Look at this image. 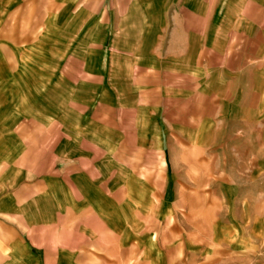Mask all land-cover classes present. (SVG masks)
I'll use <instances>...</instances> for the list:
<instances>
[{
    "label": "crops",
    "instance_id": "0c3cea01",
    "mask_svg": "<svg viewBox=\"0 0 264 264\" xmlns=\"http://www.w3.org/2000/svg\"><path fill=\"white\" fill-rule=\"evenodd\" d=\"M264 257V0H0V264Z\"/></svg>",
    "mask_w": 264,
    "mask_h": 264
},
{
    "label": "rangeland",
    "instance_id": "374dc122",
    "mask_svg": "<svg viewBox=\"0 0 264 264\" xmlns=\"http://www.w3.org/2000/svg\"><path fill=\"white\" fill-rule=\"evenodd\" d=\"M241 264H264V257L256 259L255 261L245 260L243 263L241 262Z\"/></svg>",
    "mask_w": 264,
    "mask_h": 264
}]
</instances>
